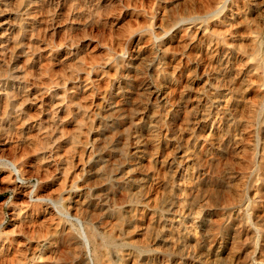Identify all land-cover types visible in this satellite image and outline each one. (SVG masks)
<instances>
[{"label": "rangeland", "instance_id": "1", "mask_svg": "<svg viewBox=\"0 0 264 264\" xmlns=\"http://www.w3.org/2000/svg\"><path fill=\"white\" fill-rule=\"evenodd\" d=\"M263 1L0 0V264H264Z\"/></svg>", "mask_w": 264, "mask_h": 264}, {"label": "bare ground", "instance_id": "2", "mask_svg": "<svg viewBox=\"0 0 264 264\" xmlns=\"http://www.w3.org/2000/svg\"><path fill=\"white\" fill-rule=\"evenodd\" d=\"M264 2V1H263ZM262 4V3H261ZM262 14L264 15V4L262 5ZM264 19V18H263ZM261 23H262V21H261ZM260 23V24H261ZM249 29V28H248ZM228 45V44H227ZM249 52V51H248ZM109 53V52H108ZM243 63V62H242ZM241 68V67H240ZM241 72V71H240ZM64 179V178H63ZM60 187V186H59ZM63 190V189H62ZM60 191V190H59ZM118 219H120V218H118ZM192 225V224H191Z\"/></svg>", "mask_w": 264, "mask_h": 264}]
</instances>
